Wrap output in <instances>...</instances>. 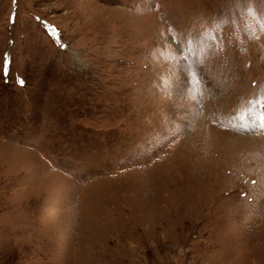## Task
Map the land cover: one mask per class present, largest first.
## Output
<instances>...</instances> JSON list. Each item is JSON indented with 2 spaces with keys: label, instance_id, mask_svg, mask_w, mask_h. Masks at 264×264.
Instances as JSON below:
<instances>
[{
  "label": "rangeland",
  "instance_id": "obj_1",
  "mask_svg": "<svg viewBox=\"0 0 264 264\" xmlns=\"http://www.w3.org/2000/svg\"><path fill=\"white\" fill-rule=\"evenodd\" d=\"M0 264H264V0H0Z\"/></svg>",
  "mask_w": 264,
  "mask_h": 264
},
{
  "label": "snow or ice",
  "instance_id": "obj_2",
  "mask_svg": "<svg viewBox=\"0 0 264 264\" xmlns=\"http://www.w3.org/2000/svg\"><path fill=\"white\" fill-rule=\"evenodd\" d=\"M37 19H39V18L37 17ZM53 27H54V26H53ZM8 67H9V64H8V61L6 60V61H5V72H4V75H7ZM20 83L23 84V81H20Z\"/></svg>",
  "mask_w": 264,
  "mask_h": 264
}]
</instances>
